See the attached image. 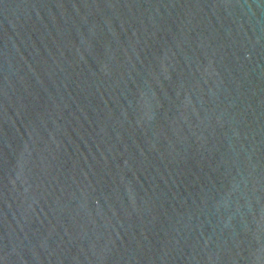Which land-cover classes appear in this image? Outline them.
<instances>
[{
    "label": "water",
    "instance_id": "95a60500",
    "mask_svg": "<svg viewBox=\"0 0 264 264\" xmlns=\"http://www.w3.org/2000/svg\"><path fill=\"white\" fill-rule=\"evenodd\" d=\"M0 264H264V0H0Z\"/></svg>",
    "mask_w": 264,
    "mask_h": 264
}]
</instances>
